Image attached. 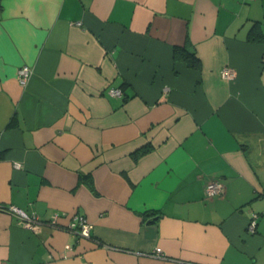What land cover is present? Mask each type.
Masks as SVG:
<instances>
[{
	"label": "crops",
	"instance_id": "1",
	"mask_svg": "<svg viewBox=\"0 0 264 264\" xmlns=\"http://www.w3.org/2000/svg\"><path fill=\"white\" fill-rule=\"evenodd\" d=\"M0 203L60 215L0 264H264V0H0Z\"/></svg>",
	"mask_w": 264,
	"mask_h": 264
},
{
	"label": "built area",
	"instance_id": "2",
	"mask_svg": "<svg viewBox=\"0 0 264 264\" xmlns=\"http://www.w3.org/2000/svg\"><path fill=\"white\" fill-rule=\"evenodd\" d=\"M32 73V69L28 65H22L17 70V79L19 83L25 84L26 81L29 79ZM222 75L228 78H231L234 74L229 68H224L222 70ZM109 94L112 96H120L121 90L119 88H110L108 90ZM14 167H19L18 163H14ZM223 186L221 182L217 180H210L207 181L204 185V195L205 197H213L215 195H219L222 193ZM0 210L7 211L18 218V223L20 226L30 229L36 230L42 224H49L52 227H58V220L60 215L58 213H53L47 221L42 220L36 214H28L19 207L12 205V204H3L0 203ZM257 217L256 213H253L249 222L247 224V229L249 231H254L257 224ZM70 221L67 223L66 228L68 231L74 232L77 234L78 237L81 238H89L92 224L81 214L73 213L69 218ZM152 256H159L161 257L162 254L160 253V247H156L151 253ZM7 264V263H2Z\"/></svg>",
	"mask_w": 264,
	"mask_h": 264
},
{
	"label": "trees",
	"instance_id": "3",
	"mask_svg": "<svg viewBox=\"0 0 264 264\" xmlns=\"http://www.w3.org/2000/svg\"><path fill=\"white\" fill-rule=\"evenodd\" d=\"M172 56L174 60L183 61L192 68H197L199 66V59L187 42L183 46H174L172 49ZM147 150L148 147H141L135 152V154H142ZM82 179L89 185L90 188H93L92 179L89 175H83Z\"/></svg>",
	"mask_w": 264,
	"mask_h": 264
}]
</instances>
